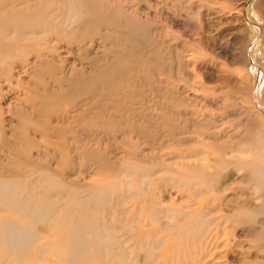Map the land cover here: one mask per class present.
<instances>
[{
    "label": "bare ground",
    "instance_id": "6f19581e",
    "mask_svg": "<svg viewBox=\"0 0 264 264\" xmlns=\"http://www.w3.org/2000/svg\"><path fill=\"white\" fill-rule=\"evenodd\" d=\"M60 1L0 0L1 75H5L7 69L10 68L9 74H6V76L10 77V71L13 68L12 62L15 58H19L20 55L17 54L19 52L29 56L30 60L24 61L25 65L17 69V74L15 75L17 78L21 77L23 80L31 82L33 75L44 65H48V70H58L61 75V82L58 86L44 83L46 92L51 94L61 92L62 81L68 80L67 84L72 86L76 85V83L81 84L80 88L82 89H94L96 85L101 84L102 86L98 88V93L103 94L108 91L109 87L107 84L112 83V86H116L119 80H122V84H124L125 77L121 76L117 81L116 74H122L125 70L130 69L128 64L130 60L129 53L138 55L143 53L145 46H155L156 43H161V38L154 36L152 33L157 34L158 32L153 31V28L155 30H158V28L155 22H152L150 14L148 12L139 14L136 10L135 14L131 13L133 7L124 6V1L126 0L121 3L118 0H94L93 10L100 17V24L96 29L98 30V37H92L87 42L81 39L77 41V39L73 38L75 36H68V33L77 31L75 28L80 27L81 24L76 18L65 19L62 13L66 12L68 15L71 14L75 17L85 10L80 7H68V1L65 2L67 6L65 9L63 7L64 2L59 6L58 3ZM144 1L149 4V0ZM155 1L157 5H162L164 10H167L162 0ZM227 1L229 0H199L197 2L194 12L201 23L205 35H209L214 26H219L218 24H223L224 22H237L240 25L244 23V16L243 20L240 19L239 13L226 15L223 12L227 8L224 6ZM175 2L172 1L169 5L172 7ZM259 4L262 5L261 3ZM147 9L149 8L147 7ZM118 14L123 16L117 17L116 15ZM138 14L140 19H142L141 21L136 19L141 26L138 39L136 41L132 38L133 32L130 29V36H128L130 49L122 52V60L116 58V51L112 52V57L110 58L105 54L100 56L101 60L90 58L95 46L105 50L108 49L105 40H108L109 36H113L112 31L118 27L119 18H126L125 26L130 27V17ZM163 14L164 19L168 20L170 25L175 23V19L169 18L166 12ZM253 26L255 27V25ZM82 27H80V30ZM255 28V37L259 38L258 33L264 32V30ZM42 32L46 35H39ZM79 33L80 36L86 35L83 30L79 31ZM51 35L54 36L51 37ZM59 43L63 44L57 46ZM232 43V41H226V46H218L210 38L205 37L204 39L203 37L202 40L192 43V50L189 49L191 52L186 49H180V52L173 56H168V59L171 60L170 64L176 66L181 72L185 66L184 62L194 59L195 54L197 55L198 53L200 56L197 57L199 58L205 55H215L218 58L224 57L230 51ZM255 44L259 45V41H255ZM56 49L57 51L60 49L61 52H70L74 55L73 58L82 66L79 68L70 67L68 59L62 57L61 52L57 56L46 53V51H56ZM192 56L194 57L192 58ZM238 56H242V48H240ZM197 57L196 59H198ZM210 69L211 67L205 68L204 73L210 74ZM231 76L229 74L226 80H219L218 84H214L215 86L207 82L204 85L205 90L214 91L221 95V93H227L226 87H228V84L233 90L234 80L231 83ZM258 77L261 78V74ZM90 79L95 81L91 82ZM172 81L174 83L176 79ZM254 84L253 89H248V86L242 83L239 84L240 106L238 102H232V98L230 104L227 103L228 100L226 99L209 102L211 105L221 103L225 110L228 105L232 107L238 105L239 113L237 115L233 112H228L222 118L220 116L216 118L206 115L200 121L184 118V123H187L189 130L174 139H179L182 145H199L204 150L201 154L202 156L206 151L211 153V156L210 158L199 156L197 161L194 162L196 169H198L191 179L198 180L189 182V185L197 183L200 187L197 190L193 188L194 191H192L191 197H187L186 202L189 204L179 205L176 209H172V214H168L169 211L165 212L164 206L167 203L164 202L163 193L167 192L166 197L170 199L171 203L167 205H173L172 202L179 201L178 199L181 196L170 187L165 186L161 191L157 190V184L164 173L160 170H155L153 161L147 158L146 169L142 161L133 162V164L143 165V168H134L130 164L125 163V155L130 157V152H133L132 148L134 146L138 147L140 140L144 136L139 131L130 133L127 135L129 143L123 142L124 146L121 145L125 148L124 151L115 147V143H117L116 134L127 125V122L129 124L130 121L132 122L128 114L112 113L107 116V113H105L98 115L92 114L90 109H87L90 110L87 114H72L71 119L78 117V122L81 124H87L89 120L98 118V133L87 135V137L83 138L80 146L66 140L69 129V116L67 113L49 117V121L42 127L40 133L45 138L52 137L58 140L56 143L60 145L62 151L60 158L64 162L58 174L63 175L67 171L66 180L69 185L80 189H95L102 184L100 180L88 179L84 181L85 177L83 175L87 171H82L85 168H81L84 163L78 162L85 151H98L102 147L108 150V155L104 163L101 166H97V170L103 171L104 168L110 170L118 169L120 175L130 176V179L117 177L114 180L113 184L118 187L117 190L120 189L119 193L121 194H117L113 203L106 205L107 201L101 202L102 206L113 210L120 205L126 204L127 200L130 199V206L123 209V211L130 209V239H106L105 230L102 226L99 231L95 227H93L94 230L91 232L87 230L85 223L78 218L76 211L71 208L74 204L72 197L68 201L66 211L59 214L55 220L51 221V218L49 220L46 217L41 221L43 222L42 225L48 227V237L51 236L54 239H3V255L6 256L4 264H264V230L259 229V227H263L264 220L263 218L257 219L254 216V214H260V203L264 201V176L259 178L258 173L254 171L253 174L256 176V180L251 179L253 182L248 186H242L241 184L238 187L236 186V193L232 194L233 200L231 202L233 204H226L221 192L229 188L228 184L231 177L236 175L235 170L247 169L251 162L249 159L236 158L231 154L230 150V147L236 143L234 141H238L244 135L243 132L245 130L242 131L240 128L235 127L234 129L224 128L221 131L216 129L218 126H223V120L244 114V103H250V98L247 99L248 94L251 95V105L257 109L256 113L264 115V94L262 91L264 88L261 87V81L259 80ZM23 87L25 90L28 89L26 86ZM179 89L181 90L177 93L182 103L186 101L188 103L203 104V102L198 100L201 98L187 93L186 86H181ZM111 97L112 95L110 94H103L100 99L104 102H111ZM20 110L27 116L30 113V111L27 112L25 107ZM14 111L17 113L16 106ZM142 118L147 119V116H142ZM249 120L248 125L255 120L258 121L256 116ZM179 123H182V121L177 124ZM0 124H2L1 118ZM99 131H101L100 133H106V135L97 136L100 134ZM29 132L31 133V130ZM189 132L194 134L190 133L188 135ZM27 139L31 140L28 135ZM24 146H28V144H21L19 147L23 148ZM254 148H256V145H254ZM153 150L148 149L149 152H147L151 154ZM255 151L258 153L256 161L263 163L261 151H264V144L259 149L257 147ZM18 154L19 157L22 156L24 160L29 161V152L22 150ZM76 165H79L78 172H74ZM97 174L89 171L87 176H95ZM223 179L227 181L225 187L223 186ZM237 179L244 184L248 180L246 175L241 178L237 177ZM235 180L236 178H234ZM23 190L24 187L6 179L0 172L1 193L4 192V195L8 196L13 194L8 192L14 191L17 195H20ZM83 199L85 202L86 198L84 196ZM4 203L9 204L10 207L16 204L11 199ZM94 206H97V204ZM94 214V210L91 209L85 216L93 219ZM8 220L12 221V216H9ZM20 228L16 227L14 230L17 231ZM17 234L25 235L23 233ZM244 236L248 238L245 243L247 248L242 241L240 243L238 241L243 239ZM230 237L238 241V247L241 249L240 255L239 253L233 256L230 255L232 250L228 247ZM249 237L251 240H249ZM34 240L36 241L33 242ZM128 246H130V260L119 255L123 247L127 249Z\"/></svg>",
    "mask_w": 264,
    "mask_h": 264
},
{
    "label": "rangeland",
    "instance_id": "374dc122",
    "mask_svg": "<svg viewBox=\"0 0 264 264\" xmlns=\"http://www.w3.org/2000/svg\"><path fill=\"white\" fill-rule=\"evenodd\" d=\"M66 1H68V7H80L85 10L75 17L71 14L68 15L66 12L62 13L65 19L76 18L81 24L80 27L83 26L81 30L86 32V35L80 36L79 31L81 30L80 27H77L75 28L77 31L69 32L68 36H75L73 38L77 39V41L81 39L84 42H87L92 37L97 38L98 30L96 29L100 24V17L93 10L94 0H61L58 3L59 6L64 2L63 7L66 9ZM118 1L121 3L124 0ZM172 1L175 2L176 0H162L167 10H164L162 5H157L155 0H149V4H146L144 0L124 1V6L133 7L131 13L135 14L136 10L139 14H144L145 12L150 14L152 22H155L158 28V30L153 28V31L158 32L157 34L152 33L154 36L161 38V43H156L155 46H145L141 54H128L130 56L128 61L130 69L125 70L122 74H116L117 81L119 77H125L124 84H122V80H119L116 86H112V83L107 84L109 87L108 91L103 93L112 95L111 102L101 101L100 97L103 94L98 93V88L102 86L101 84L96 85L94 89H82L80 88L81 84L76 83V85L72 86L67 84V80L62 81L61 92L54 94L46 92L44 83L58 86L61 82V75L58 70H48V65H44V67L39 69L33 75L31 82L23 80L21 77L17 78L15 76L17 69L25 65L24 61L30 60V57L25 56L23 53L18 52L19 58H15L12 62L13 68L10 71V77L6 76V74H9L10 68L7 69L5 75L0 74V118L2 122L0 124V172L6 179L24 187L20 195H17L14 191L8 192L13 193L8 196L4 195V192H0V264L6 262V256L3 255V239H54L51 236L48 237V227L42 225L43 222L41 221L46 217L49 220L51 218V221L55 220L59 214L66 211L68 201L72 197L74 204L71 208L76 211L78 218L85 223L87 230L91 232L94 230L93 227H95L99 231L102 226L105 230L106 239H130V209L123 211L125 207L130 206V199L127 200L126 204L120 205L113 210L101 205V202L105 201H107L106 205L113 203L120 192V189L117 190L118 187L114 186V180L117 177L130 179V176L120 175L118 169L110 170L104 168L103 171L97 170V166H101L108 155V150L102 147L98 151H85L84 155H81L78 160V162L84 163L81 168H85L82 171H87L83 175L85 177L84 181L88 179L100 180L102 184L95 189H80L69 185L66 180L68 172L65 171L63 175L58 174L60 167L64 164L62 158H60L61 147L56 143L58 140L52 137L45 138L40 133L42 127L49 121V117L67 113L69 116V129L66 140L80 146L83 138L87 137V135L98 133V118L89 120L87 124H81L78 122V117L71 119L72 114H87L90 110L92 114L107 113V116L112 113L128 114L132 122L130 121V124L127 122V125L116 134L117 143H115V147L124 151L123 142L129 143L127 135L130 133L139 131L144 136L140 140L139 146L132 148L133 152H130V157L125 155L124 160L126 161L125 163L130 164L134 168H143V165L133 164V162L142 161L145 164V168L147 158H149L150 161H153L155 170H160L164 173L157 184V190L161 191L166 186L174 189L181 196L178 199L179 201L172 202L173 205H167L171 202L166 197L167 192L163 193L164 202L167 203L164 206L165 212L169 211L168 214H170L171 210L176 209L179 205L189 204L186 202L187 197H191L192 191H194L193 188L199 189L200 186L197 183L189 185V182L198 180L191 179L198 169H196L194 162L197 161L199 156L210 158L211 153L206 151L202 156L201 154L204 150L201 146L182 145L179 139L174 138L189 130L187 123H184V118L200 121L206 115L216 118L219 116L222 118L228 112H233L237 115L241 102L239 84L242 83L248 86V89H253L254 83L259 80L261 81V87L264 88V32L258 33L259 38L255 37V27L264 30V0L227 1V3H224L227 8L223 12L226 15L239 13L240 19L243 20L244 16V23L242 22L243 24L240 25L237 22L230 21L218 24L219 26L212 28V32L209 35H205L201 23L194 12L199 0H178L171 7L169 3ZM165 12L169 18L175 19V23L170 25L168 20L164 19L163 13ZM138 15L129 16L131 28L125 26L126 18H119L118 27L112 31L113 36H109L108 40H105L108 49L105 50L95 46L90 58L101 60L100 56L103 54L110 58L112 57V52L116 51V58L122 60V52L130 49L128 40L130 29L133 32L132 38L136 41L138 39L141 26L137 20H142L140 15ZM116 16L122 17L123 15L118 14ZM42 34L46 35L43 32L39 33V35ZM53 36L51 35V37ZM203 37L204 39L205 37L210 38L218 46H226V41H232V47L230 46V51L220 58L215 55H205L199 58L197 56L200 55L197 53V55H194L195 57L192 56L194 59L184 62L185 66L181 72L176 66L170 64L171 60L168 59V56L177 54L180 49L192 50V43L202 40ZM255 41H259V45L255 44ZM62 44L59 43L57 46ZM240 48H242L241 57L238 56ZM190 50L189 52H191ZM60 52V49L58 51L57 49L56 51H46L47 54L56 56ZM61 54L62 57L68 59L70 67L79 68L82 66L73 58L74 55L70 52L63 51ZM207 67H211L210 74L204 73V69ZM229 74L232 75L231 83L234 80L233 90H231L229 84L226 87L227 93H221V95L214 91L205 90L204 85L207 82L213 85L218 84L219 80H226ZM260 74L261 78L258 77ZM174 79L176 81L173 83L172 80ZM90 81L94 82L95 80L90 79ZM23 86L28 89L25 90ZM181 86L187 87V93L201 98L202 100H198L203 102V104L188 103L186 101L182 103L177 93L178 91L180 92L181 89L179 87ZM262 91L264 94V90ZM249 98L250 103H244L243 115H234L235 117L233 118H227L223 120V126L216 128L220 131L224 128L234 129V127L240 128L242 131L245 130L243 132L244 135L238 141H234L236 142L234 146L229 145L233 156L249 159L251 162L247 169L235 170L236 175L231 177L228 184L229 188L221 192L223 193L224 202L231 205L233 204L231 202L233 200L232 194L236 193V186L252 184L253 181L251 179L256 180V176L253 174L254 171L258 173L259 178L264 176V151H261L263 163L256 161L258 153L255 151L257 147L259 149L264 144V115L256 113L257 109L251 105L250 94H248L247 99ZM222 99L228 100V104L231 101H234V103L238 102L239 106L232 107L228 105L225 110L221 103L209 104L212 100L218 101ZM15 106L17 113L14 111ZM23 107L27 109V112L30 111L28 116L21 112L20 109H23ZM83 110L85 111L83 112ZM186 114L187 116H185ZM145 115L147 119L142 118ZM149 116L151 117L149 118ZM253 116H256L258 121L255 120L248 125L249 119ZM179 121H182V123L177 124ZM29 130H31V133ZM190 133L194 134L189 132L188 135ZM27 135L31 140L27 139ZM99 135L104 136L106 133H100L97 136ZM21 144H28V146L20 148ZM254 145H256V148H254ZM148 149L154 150L149 154ZM22 150L30 153L28 155L29 161L24 160L22 156L19 157L18 153ZM78 169L79 165H76L74 172H78ZM89 171L96 174L99 172V174L95 176H90L92 175L90 174L89 177L87 176ZM244 175L248 178L245 184L237 179V177L241 178ZM234 178H236L235 181ZM226 184L227 181L223 179V186L225 187ZM83 196L86 198L85 202ZM8 199L15 201L16 204L10 207L9 204L4 203ZM95 204L97 206H94ZM91 209L95 212L93 219L85 216ZM259 213L253 214L257 219L263 218L264 220V201L260 203ZM9 216H12V221L8 220ZM15 226L21 228L16 231L14 230ZM259 229L263 231L264 225L259 227ZM246 239L248 238L244 236L243 239L238 241L239 243L242 241L245 244ZM238 241L230 237L228 247L232 249L230 252L232 256L238 253L240 255L241 249L238 247ZM246 245L245 247L247 248ZM119 255L130 260V246L127 249L123 247Z\"/></svg>",
    "mask_w": 264,
    "mask_h": 264
}]
</instances>
